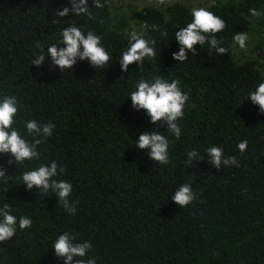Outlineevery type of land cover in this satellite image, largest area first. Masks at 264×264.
<instances>
[{"label":"trees","instance_id":"16d2710c","mask_svg":"<svg viewBox=\"0 0 264 264\" xmlns=\"http://www.w3.org/2000/svg\"><path fill=\"white\" fill-rule=\"evenodd\" d=\"M100 3L97 9L88 0L94 19L69 14L53 24L55 10L71 7L70 0H0V101L16 96L13 127L29 141L25 121L55 125L38 146V159L9 164L12 158L0 153V168L11 176L0 179V208L8 203L17 219L32 220L0 242V264H64L53 246L65 232L92 245L83 259L95 257L96 264H264V114L247 99L264 83V16L249 12L264 11V0H213L207 10L226 22L216 38L229 51L219 55L196 45L198 55L189 52L183 63L172 53L180 47L175 33L192 20L189 5H133L126 13L114 0ZM71 22L101 37L108 64L94 68L78 60L65 72L51 64L47 49ZM133 31L155 41L157 56L122 72L119 57ZM238 32L260 43L256 56L236 57ZM40 54L46 60L36 67ZM156 76L179 80L189 96L179 139L163 121L152 124L132 107L138 81ZM154 130L169 141L167 164L137 148L140 134ZM245 139L241 153L237 146ZM212 146L235 156L237 165L212 166ZM193 150L199 157L185 163ZM52 161L63 170L53 179L73 186L74 214L54 193L28 190L21 178ZM185 183L197 199L181 208L171 196Z\"/></svg>","mask_w":264,"mask_h":264},{"label":"clouds","instance_id":"9594fccd","mask_svg":"<svg viewBox=\"0 0 264 264\" xmlns=\"http://www.w3.org/2000/svg\"><path fill=\"white\" fill-rule=\"evenodd\" d=\"M158 2L164 4L165 0H158ZM70 5L71 7L55 10L54 16L57 19L52 20L53 24L66 22L62 18L68 17L69 14L72 16L84 15L94 19L88 0H70ZM93 7L99 9L104 5L100 3V0H93ZM249 12L253 18L264 16V11L255 8L250 9ZM191 17V22L175 33V40L178 41L180 47L178 52L172 53V58L183 63L188 59L189 52L192 53V56L198 55L196 45H207L209 50L214 49L219 55L227 54L229 48L220 46L222 40L216 38V34L226 28V22L204 7L192 9ZM144 27H147L146 23ZM162 35H167V33L164 32ZM61 36L59 44H53L47 49V56L51 57V64L58 67L61 72L71 69L78 60L88 61L94 68H102L112 60V57L101 45V37L93 31L85 33L71 22L70 27L62 29ZM248 39L247 32H238L233 36V42L242 50L246 49ZM154 45L155 41L145 39L142 33L131 32L129 46L119 57L121 71L128 72L129 65L134 63L142 65L146 57L155 58L157 53ZM36 47L40 48L41 45L37 43ZM45 60L46 56L40 54L32 61V64L41 67ZM179 85V80L173 79L168 82L161 76H156L152 82L141 78L136 84V90L130 95L132 107L136 111L144 110L150 116L152 124L163 121L167 125L168 132L174 134L177 139L181 136L178 121L183 118L184 107L189 100L188 94L182 92ZM247 99H250L253 105L258 106L260 112L264 114V83H260L254 91L250 92ZM17 104L15 95L4 96L0 101V153L7 154L12 158L9 160V164L15 162L20 165L25 161L39 158L38 146L44 143L46 138L52 136L55 125L51 122L40 124L36 120L25 121L27 134L33 137L31 141L25 139L21 132L13 127L14 117L18 112ZM136 145L140 150H149L148 155L154 162L160 164L169 162V141L165 135L155 130L144 132L140 134ZM237 147L241 153L245 152L248 141L246 139L241 141ZM207 154L210 158L208 162L218 170L222 166L237 165L236 157L225 156L224 150L220 147L208 148ZM198 157L197 151H190L185 163L190 164L193 158ZM201 160L203 158H200ZM62 171V169H58V164L52 161L50 165L42 164L34 170L25 171L21 178L28 190L36 188L46 194L54 193L65 211L74 214L76 211L75 202L69 200L73 190L72 184L63 179H53ZM6 178L10 179L11 176H7L5 170L0 168V179ZM171 199L175 204L184 208L197 199V194L192 190L190 183H185L179 186ZM0 217H2L0 219V242L11 240L14 237L17 224L20 230L28 229L32 225V220L27 216H20L17 219L16 215L11 214L8 203L0 208ZM91 247L89 242H75V238L67 232L59 235L53 246L56 257L62 259L64 264H96L95 257L83 259Z\"/></svg>","mask_w":264,"mask_h":264},{"label":"rangeland","instance_id":"374dc122","mask_svg":"<svg viewBox=\"0 0 264 264\" xmlns=\"http://www.w3.org/2000/svg\"><path fill=\"white\" fill-rule=\"evenodd\" d=\"M213 2V0H168L164 4H160L158 0H114V6H120L124 12H128L131 8V6H142V5H152V6H161L162 8L166 6L167 4L171 3H182L187 4L191 7V9L204 7L208 9L210 4ZM249 39L246 44V49L242 50L239 48L236 52V57H240V59L243 58V56L250 55V56H256L257 55V49L260 46V43H257L254 41L250 36H248ZM264 52V50H262Z\"/></svg>","mask_w":264,"mask_h":264}]
</instances>
